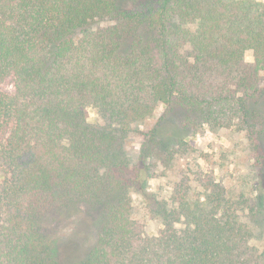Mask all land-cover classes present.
Returning <instances> with one entry per match:
<instances>
[{
  "label": "trees",
  "instance_id": "1",
  "mask_svg": "<svg viewBox=\"0 0 264 264\" xmlns=\"http://www.w3.org/2000/svg\"><path fill=\"white\" fill-rule=\"evenodd\" d=\"M205 128L245 135L240 187L178 168ZM262 234L264 0H0V264H264Z\"/></svg>",
  "mask_w": 264,
  "mask_h": 264
},
{
  "label": "rangeland",
  "instance_id": "2",
  "mask_svg": "<svg viewBox=\"0 0 264 264\" xmlns=\"http://www.w3.org/2000/svg\"><path fill=\"white\" fill-rule=\"evenodd\" d=\"M246 59L251 60L252 57L247 54ZM160 111L161 108H158L154 115H158ZM87 121L101 123V119L92 108L87 111ZM142 129L143 125H135L127 135L124 145L126 152L131 157L138 153L141 140L139 130ZM188 141L195 148V151H192L188 158L178 159V168L185 167V163L188 162L191 168L198 166L205 171H213L216 178L232 190L240 187L246 181L251 161L243 132L233 128H205L197 135L190 137ZM174 168L167 170L164 176L153 177L149 181L150 190L163 197L168 195L171 183L176 177ZM144 202L140 195L131 193L132 215L144 223L146 233L153 234L158 231L161 224L157 219L149 217ZM89 213L94 216V212L90 211ZM72 224L70 223L69 227H62V237L71 236L75 242L74 251L80 255L86 251L92 242V230L87 225L79 227V225L73 226ZM254 242L258 246L264 244V234L254 238Z\"/></svg>",
  "mask_w": 264,
  "mask_h": 264
}]
</instances>
